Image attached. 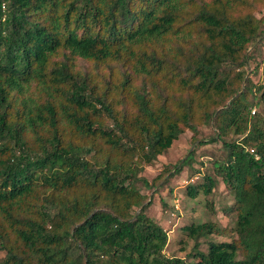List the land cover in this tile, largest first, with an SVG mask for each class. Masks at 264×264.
Listing matches in <instances>:
<instances>
[{"label":"trees","instance_id":"16d2710c","mask_svg":"<svg viewBox=\"0 0 264 264\" xmlns=\"http://www.w3.org/2000/svg\"><path fill=\"white\" fill-rule=\"evenodd\" d=\"M263 43L264 0H0V264H264ZM186 130L223 151L186 196L235 218L185 226L191 262L140 188Z\"/></svg>","mask_w":264,"mask_h":264},{"label":"rangeland","instance_id":"374dc122","mask_svg":"<svg viewBox=\"0 0 264 264\" xmlns=\"http://www.w3.org/2000/svg\"><path fill=\"white\" fill-rule=\"evenodd\" d=\"M258 16L261 17L260 14ZM256 58L259 63V70L257 74L251 76L253 86L264 85V43L257 47ZM200 131L197 139L201 141H208L215 135L212 126H203ZM193 135L192 132L186 130L180 135L172 148L158 156L157 160L147 166L141 175L152 182L159 174L170 170L172 171L170 174L169 172L165 173L166 178L169 179V176L175 172L174 167L181 164L193 148V153H195L193 162L185 166L182 173L170 178L168 183L161 189L158 187L159 189L156 192L143 187L140 183L142 192L149 194L153 201V204L146 209V213L159 222L168 232L169 243L165 252L166 255L187 262L193 261L194 241L184 233L183 228L185 226L213 219L218 221L222 227L230 228L235 220L233 215L225 213L227 207L233 202V196L227 191L221 180L208 198L200 195L198 199L191 200L186 196L188 185L195 181L199 182V176L192 179L191 175L198 171L213 175V161L223 159L220 143L200 146L199 143L193 142ZM207 200L213 201L216 209L215 216L208 213ZM163 202L166 204L165 207ZM214 239L216 241L225 240L221 237ZM199 249L206 252L207 245L202 242ZM0 256H4V254L0 253Z\"/></svg>","mask_w":264,"mask_h":264},{"label":"water","instance_id":"95a60500","mask_svg":"<svg viewBox=\"0 0 264 264\" xmlns=\"http://www.w3.org/2000/svg\"><path fill=\"white\" fill-rule=\"evenodd\" d=\"M193 151V148L191 149L190 153ZM190 153L188 154V156L190 155Z\"/></svg>","mask_w":264,"mask_h":264},{"label":"built area","instance_id":"2783aa9c","mask_svg":"<svg viewBox=\"0 0 264 264\" xmlns=\"http://www.w3.org/2000/svg\"><path fill=\"white\" fill-rule=\"evenodd\" d=\"M3 8H5V6ZM253 113H255V111ZM177 208H178V206H177Z\"/></svg>","mask_w":264,"mask_h":264}]
</instances>
